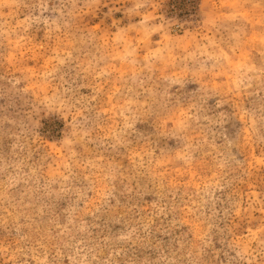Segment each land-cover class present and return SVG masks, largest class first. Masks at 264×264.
<instances>
[{
    "label": "rangeland",
    "instance_id": "obj_1",
    "mask_svg": "<svg viewBox=\"0 0 264 264\" xmlns=\"http://www.w3.org/2000/svg\"><path fill=\"white\" fill-rule=\"evenodd\" d=\"M0 264H264V0H0Z\"/></svg>",
    "mask_w": 264,
    "mask_h": 264
}]
</instances>
